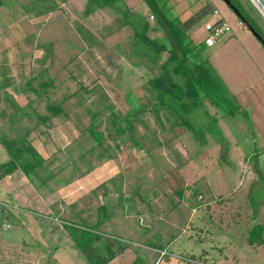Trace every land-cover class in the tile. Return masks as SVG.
Segmentation results:
<instances>
[{
  "label": "rangeland",
  "instance_id": "obj_1",
  "mask_svg": "<svg viewBox=\"0 0 264 264\" xmlns=\"http://www.w3.org/2000/svg\"><path fill=\"white\" fill-rule=\"evenodd\" d=\"M5 1L10 15L15 7ZM166 2L169 0H162L164 6ZM239 2L264 36V17L250 0ZM222 10L233 22L232 37L236 39L234 23L239 20L223 3ZM166 11L173 17L167 4ZM148 18L154 26V20ZM51 26L47 31L56 41V50L53 44L42 41L36 45L29 30L23 28L11 42L0 39V85L8 83L4 88L8 93H2L0 137L24 140L44 157L42 166L28 180L35 199L50 198L49 205L27 207L15 200L10 185H1L7 179L0 175V264H88L63 227L65 223L88 229L99 223L96 231L101 239L93 246L103 256L107 243L118 252L110 264H188V260L194 261L191 264H264V244L248 242L256 226L263 228L264 240V81L252 73L245 50L231 54L237 58L229 64L222 59L228 103L220 107L208 102L210 116L198 111L189 117L195 133L188 132L182 143L192 148V170L188 174L180 171L178 182L170 186L174 194L179 192L176 218L172 222L156 221L151 215L115 221V227L107 230L102 226L115 214L96 211L90 180L83 182L85 189L76 182L89 178L97 161L115 155L110 158L119 162V170L125 171L120 175L128 176L125 180L130 182L125 194L131 209L145 194V203L153 214L156 206L151 201L157 197L153 193L160 194L156 186H161V177L165 175L168 183L173 181L170 172L161 173L164 165L159 157L152 154L144 161L138 152L140 144L153 148L154 135L161 128L155 112L143 107L154 102V95L146 86L147 77L144 89L139 77L123 76L124 61L109 55V59H96L108 57L106 48L97 45L85 30L82 59L68 60L78 50L67 45L69 39L65 43L57 23ZM53 50L57 53L55 60L49 55ZM66 50L70 51L68 55ZM129 64L137 69L139 62ZM48 71L56 76L57 86L48 84ZM237 105L241 114L236 112ZM132 107L135 114L125 120ZM51 108L60 111L54 113ZM231 111L237 116H229ZM10 116L12 125L7 124ZM128 126L129 138L128 132L119 133ZM141 134L150 140L140 143ZM214 142L217 151L215 148L211 152L208 146ZM122 181L113 185L114 192L121 196L115 198L121 207L125 201ZM165 195L169 198L170 191ZM166 202L172 209L170 199ZM81 205L87 207L86 214H80ZM165 247V255L160 257L157 249Z\"/></svg>",
  "mask_w": 264,
  "mask_h": 264
},
{
  "label": "crops",
  "instance_id": "obj_2",
  "mask_svg": "<svg viewBox=\"0 0 264 264\" xmlns=\"http://www.w3.org/2000/svg\"><path fill=\"white\" fill-rule=\"evenodd\" d=\"M108 1L111 2V0ZM155 1L158 6L165 11V13L167 12V4V8H169L173 13V17H169L166 13L167 17L179 21L183 27V30L188 35L190 42H192L193 46L200 49V62L204 66H209L211 68L215 78L221 82L222 87L224 88L225 96H227V89L226 85L224 84L225 82L222 79V59L227 64L231 63L237 58L235 55L231 54H237V50L241 48L245 50V54L248 58V66L252 68V73L264 81V48L245 27L237 28L238 37L236 39L235 37L225 35L219 38L213 47H207L205 45L204 41L207 38L208 32L204 27L207 23H212L213 25L218 26L221 24L222 19L228 21V23L230 22V25L233 23L232 20L224 14L225 12L222 10L223 2L221 0H169V3H167V1L165 6L162 4V0L161 3L158 2V0ZM8 2L12 4V7H15V10L11 11V14L9 15L6 1L0 0V39L7 38L11 42V40L14 38V35L17 34V36H20L19 31H21L23 28L29 30L30 38L32 41H34V43L36 42V45L41 44L40 42L42 41L43 43L53 44L54 50H56V41L53 39V37H51V33L48 32L47 29L52 27V23H57L59 30H62V32L60 31V35L65 39V43L67 41L66 39H69V43H67V45H73L78 50L75 53H72L74 58L70 57L67 59L79 60L82 59L83 56L82 50L84 49V35L82 32L85 30L86 33L90 34V37L94 39L97 45H102L106 48L107 56L109 55L114 58V60L125 62L123 76L128 78L131 76L139 77L141 79L139 82L140 86L143 85L145 89V83L143 84L144 79H146V75H150V73H152L153 66L146 59L133 53L131 49V36L133 32L127 25L128 22L126 20V15L128 14L141 16L145 20L147 17H149L148 19H153L152 14L143 0H115L113 1L112 5L103 6L94 10L92 13H87V0H8ZM223 5L227 8L224 3ZM227 9L229 10V8ZM213 10H217L221 18L214 17L212 15ZM229 12L233 14L230 10ZM234 24L236 26L237 22ZM106 31L110 32L111 34H106ZM149 35L151 38L163 40V35L159 31H152L149 33ZM117 49L123 51H120L122 55L117 52ZM54 50L49 55L51 56L50 58L55 60V55L57 53ZM69 53L70 51L66 50L65 54L68 55ZM39 54L44 55L43 53ZM109 56L97 57L96 59H109L111 58ZM166 58L167 53H163L160 63L156 64L157 66L155 65L156 67L153 70L155 75L160 74L159 64L164 62ZM127 61L129 63L132 61H138L139 65L137 69L127 63ZM63 71L66 73L64 69ZM48 76V84L52 83L54 86H57L58 84L55 83L57 82L56 76L52 71H48ZM0 77L2 76L0 75ZM64 77L66 78V74ZM7 84L8 83L0 85L2 88L0 91L1 110L3 108L1 103L3 102L1 101L2 93H8L6 90H4ZM146 86L149 88L148 83ZM226 98L230 99L229 97ZM155 105L156 101L154 100L150 106L144 105L143 107L145 109L149 108L153 111L156 110L154 111V115L157 119L156 123L161 127L159 133L154 135L156 144L152 149L147 148L148 145L140 144L138 152L139 156L144 158V161H146V158L152 154H154L155 157H159L161 164L164 165L161 173L170 172V179L173 181H169L168 183L165 175H161V186H156V189L160 191V194L158 195L157 192L153 193L157 197H153L151 201L156 206L153 214H150V210L147 208V204L145 203L147 195L145 194L143 199L140 198L138 203H134L137 205L136 208L134 207L131 209V206L128 205V202H126L127 195L125 194V189L127 188V185H130V182L125 180L128 176L122 177L123 174L120 175L121 172H125L123 170L124 168L122 171H120L118 168L120 166L118 164L119 162L110 158L115 155H112L105 160L103 159L101 161H97L90 171L89 178L85 177L86 179L81 178L76 181L80 188L85 189L83 182L90 180L89 189L93 197V205H96V211L101 209L104 213L107 211H112L113 214H115L113 217H108V221L104 224V226H102L107 230H112L115 227V221L126 222L127 220H132L133 218L142 219L151 217V215H154L156 221L169 219L172 222L174 217L176 218L179 212V192L174 194L170 186L173 182H178L180 171L181 173L188 174L192 170L190 166L191 159L189 155L192 148L190 145H184L182 143L183 138L186 137V134L188 135L189 131L182 128V130H185V133L177 132V130L181 128L175 125V121L167 112L160 110L159 107L154 109ZM203 105V113L209 114L207 109L208 101L205 100ZM11 106L13 105L11 104ZM237 108L239 110L236 109V112L241 114L240 106L237 105ZM158 113H160V118H158ZM3 124L4 122L2 121L1 125ZM7 124H13L12 116L8 117ZM215 125H217V120ZM25 135L26 137L28 136L27 132ZM127 135L128 138L131 136L130 133ZM147 139L150 140V138H147L145 134L139 135L140 143L146 142ZM215 148V142L214 144L208 146V150L211 152L215 150ZM1 149L3 152H0V160H2L0 162V175L1 177L3 176L4 180L7 179L3 183V178H1V185H10L15 200L21 204H25L27 207L34 208L38 204H42L44 206L45 204L49 205V197L47 201H45L43 198H40V200L34 198L35 191L29 184L28 178H26L20 170H16L8 175H3L1 173V166L10 161V157L2 148V146ZM117 155L119 156L121 154ZM122 157L124 160V153L122 154ZM42 159H44L43 156ZM142 163L143 162H141V165ZM118 178L119 182H117ZM122 179L123 185H121V195L125 201L121 207V204L115 199L117 196H121L114 192L113 185H115L116 182L117 184H120ZM188 185L189 184H184V187H187ZM167 191H170L171 193L169 198L166 195L164 196V193L166 194ZM24 193H26V195ZM168 199L171 201L170 204H172V209L168 207L169 201L166 202ZM98 200H100V203H98ZM151 202H149L148 205L152 204ZM182 202H185V198H183ZM60 205L62 206L63 204L60 203ZM86 212L87 207L81 205L80 214H86ZM160 233L162 234V237H164L163 235H165V233L163 231H160ZM152 247L154 248L155 246ZM157 250L162 252L166 250V247L159 248Z\"/></svg>",
  "mask_w": 264,
  "mask_h": 264
},
{
  "label": "trees",
  "instance_id": "obj_3",
  "mask_svg": "<svg viewBox=\"0 0 264 264\" xmlns=\"http://www.w3.org/2000/svg\"><path fill=\"white\" fill-rule=\"evenodd\" d=\"M113 1L115 0H111V2L108 0H87V13H92L103 6L112 5ZM143 1L152 14L155 25L151 26L143 17L133 14L126 15V20L133 32L131 38L133 53L146 59L152 66L160 63L162 54L167 53L165 61L159 64L160 74L150 73L147 75V83L156 101L154 109L159 107L160 110L170 115L177 127L195 133L193 123L189 118L190 115L203 111L205 100L220 107L223 103H228L224 88L221 82L215 78L211 68L200 62V49L190 42L180 22L167 17L165 11L158 6L155 0ZM230 1L247 23L264 39L258 25L242 7L239 0ZM152 31L161 32L163 40L151 38L149 33ZM134 108L132 107L126 114L125 120L135 114ZM51 110L54 113L60 111L54 108ZM227 114L235 115L232 111ZM204 115L208 116L207 113ZM212 121L216 124L215 119ZM125 132L130 133L129 126L119 131L121 134ZM97 136L100 138L101 134H97ZM0 144L10 157V161L1 166L3 175L20 170L26 178L30 179L43 164L42 157L24 140L15 141L0 137ZM98 225L99 223L88 229L65 223L63 227L75 248L83 255L88 264H109L115 259L118 252L113 251L107 243L105 244L106 256H103L100 250L93 246L101 239L100 234L96 231ZM248 242L250 245L257 246L264 244L261 226H256L250 231Z\"/></svg>",
  "mask_w": 264,
  "mask_h": 264
},
{
  "label": "built area",
  "instance_id": "obj_4",
  "mask_svg": "<svg viewBox=\"0 0 264 264\" xmlns=\"http://www.w3.org/2000/svg\"><path fill=\"white\" fill-rule=\"evenodd\" d=\"M212 15L214 17H220V14L217 10H213ZM236 27L242 28L245 26L241 22L238 21L236 24ZM204 28L208 32L207 38L204 41V43L207 47H213L215 45L216 41L225 35L226 36L227 35H229V36L235 35V32L233 31L231 25L228 23V21L223 20V19H222L221 24L218 26H215L212 23H207ZM164 255H165V252L162 251L160 253V257H163ZM187 263L191 264V263H194V261L188 260Z\"/></svg>",
  "mask_w": 264,
  "mask_h": 264
},
{
  "label": "water",
  "instance_id": "obj_5",
  "mask_svg": "<svg viewBox=\"0 0 264 264\" xmlns=\"http://www.w3.org/2000/svg\"><path fill=\"white\" fill-rule=\"evenodd\" d=\"M227 8L238 18V20L245 26V28L250 32V34L261 44L264 48V39L255 31V29L250 26L244 17L239 13L238 9L231 3L230 0H221ZM252 4L257 8V10L264 17V0H250Z\"/></svg>",
  "mask_w": 264,
  "mask_h": 264
}]
</instances>
